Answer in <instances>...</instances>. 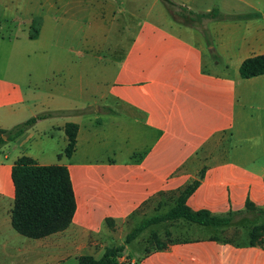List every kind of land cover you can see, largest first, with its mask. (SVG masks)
I'll use <instances>...</instances> for the list:
<instances>
[{
    "label": "crops",
    "instance_id": "crops-1",
    "mask_svg": "<svg viewBox=\"0 0 264 264\" xmlns=\"http://www.w3.org/2000/svg\"><path fill=\"white\" fill-rule=\"evenodd\" d=\"M161 1L168 6H157ZM172 1L0 0V19L9 22L0 25V63H6L0 66V80L13 83L0 88V128L40 112L67 110L37 119L0 148V205L8 202L10 216L11 168L22 154L40 164H65L76 201L72 221L63 230L39 238L16 230L0 234L1 252L13 255V264H78L82 254L99 257L111 245L106 238H112L142 203L182 187L201 169L198 185L186 198L192 209L223 214L243 208L246 199L264 206V73L239 74L244 58L264 54V0L242 1L251 8L243 12L249 13L241 17L244 24L234 18L199 17L213 8L239 14L231 0ZM171 10L197 16L201 23L176 18ZM124 14L129 23H113ZM34 18L39 19V32L32 38ZM112 30L119 38L125 34L123 43L113 40L108 33ZM207 30L215 36L214 45L206 40ZM61 32H74L87 47L123 46L121 54L105 59L102 77L95 66L97 56L88 49L93 68L87 76L79 72L65 87L61 68L52 85L47 71L31 75L27 52H20L19 45L45 46L49 40L57 45L68 34L61 39ZM40 55L34 61L49 66V58ZM18 59L25 60V67ZM218 65L232 72L218 70ZM67 121L78 124L69 156L63 154ZM223 133L231 142L228 156L209 149ZM213 156L216 159L207 160ZM105 218L114 224H106ZM129 261L264 264V246L236 245L204 235L134 252Z\"/></svg>",
    "mask_w": 264,
    "mask_h": 264
},
{
    "label": "trees",
    "instance_id": "trees-1",
    "mask_svg": "<svg viewBox=\"0 0 264 264\" xmlns=\"http://www.w3.org/2000/svg\"><path fill=\"white\" fill-rule=\"evenodd\" d=\"M166 1L173 3L172 0ZM248 16L249 13H224L218 8H213L210 11L199 14V17L217 19L246 18ZM38 32L39 19L34 18L30 25L29 36L33 38ZM263 73L264 54L247 56L239 65V74L241 77H251ZM55 112H67V110L40 112L10 128H0V148L8 140L14 139L26 128L31 126L37 119L50 116ZM77 130L78 124L76 122L67 121L64 124V131L68 139L63 150V154L66 156H69L75 148ZM58 155L60 156L61 154ZM202 175L203 169L200 170V177ZM11 177L14 184V198L10 210V223L14 230L27 237L39 238L68 227L72 221L76 201L70 174L65 164H40L33 157L22 154L12 164ZM198 183L199 178H194L176 190L167 191L174 195L173 205L165 213L146 218L128 231L125 234L124 243H128L134 239L149 224L160 220L183 219L189 223L218 227L229 223L233 216L239 214L258 217L264 212V206L256 205L250 199H246L243 208L229 210L223 214H216L205 208L192 209L186 203V198ZM104 222L110 225L114 224L112 218H105ZM153 238L155 245L146 249L145 252L165 248L172 241L186 240L185 238L166 241L160 239L157 235H154ZM211 239L230 242L236 245L248 244L264 246V220L253 224L249 228L247 241L220 239L216 235H212ZM124 243L105 246L103 253L99 257L92 254H82L78 256V264H124L119 259L121 256L120 253L125 247Z\"/></svg>",
    "mask_w": 264,
    "mask_h": 264
},
{
    "label": "rangeland",
    "instance_id": "rangeland-1",
    "mask_svg": "<svg viewBox=\"0 0 264 264\" xmlns=\"http://www.w3.org/2000/svg\"><path fill=\"white\" fill-rule=\"evenodd\" d=\"M242 1H259V0H231V4L235 7H237L236 11L239 14H243V12L250 11L251 8L247 6ZM261 5H263V1H260ZM145 6V5H144ZM157 6H162L163 8H166L168 6L165 1L159 2ZM156 6V7H157ZM136 8V7H135ZM173 8V7H170ZM2 6H0V13ZM172 15L179 19H186L187 21H191L192 23L200 24L201 19L197 16H190L187 13H176L175 10L170 11ZM231 13L232 12H227ZM2 18V16H0ZM231 20V19H229ZM234 21L238 24H244L247 21L241 17L234 18ZM130 19L128 15H122L120 18L115 19L113 23H129ZM112 23V24H113ZM4 24H9V22H5L0 19V25L1 28ZM110 24V23H108ZM4 29H8V25L4 26ZM53 33V32H52ZM63 33H68L67 36H65V39L60 40L57 42V45L53 44V40H49L50 42L47 43L45 46H35V45H28L25 46L24 44L19 45L20 49L19 51L24 53L27 52V67L29 71L31 72V75L37 72H49L51 78L50 81L52 85L55 84V81L58 79L59 75L57 74L58 69L63 70L65 78H66V84L65 87H70L71 83H73L74 78L77 77L78 73H82L83 76H87L88 71L92 70L93 63L91 60L90 68L88 64V58L90 56L89 50L92 52H95L97 59L95 61V66L97 70V74L104 77V74H102L100 71L105 70L104 62L106 58H110L111 60L116 59L121 54V48L123 46L119 47H108V46H97L96 48L93 47H87L84 46L83 43L78 39L77 36H74V32H61V39ZM99 33V32H98ZM110 36L115 39H120L119 44L123 43V40L125 38V34L122 35L120 38L114 30L108 32ZM179 33H183L179 31ZM243 34L248 33L243 31ZM58 34V32H57ZM54 37L56 36V32H54ZM207 39L210 40V44H215V36L214 34L207 30ZM59 36V34H58ZM52 37V36H51ZM60 39V38H59ZM89 49V50H88ZM2 52H6V49L1 48ZM41 54V55H40ZM37 55L44 56L43 58H49L50 65L44 66L41 62L37 63L34 61V57ZM207 60H209L210 55L209 51L206 52ZM217 58V57H216ZM19 60V59H18ZM94 61V60H93ZM25 60H19V63L22 64V66L25 67ZM6 63L1 62L0 66H4ZM109 63H107L106 67H108ZM110 69V67L108 68ZM218 70L224 71L225 73H231V68H222L221 65L217 66ZM7 70V69H6ZM54 71V72H53ZM53 72V73H51ZM111 71H108V74ZM107 78V75L105 76ZM13 86V83H9L7 81L0 80V88H9ZM101 86H104V83L101 84ZM234 143H237V140L235 138L232 139ZM230 139L227 137L226 133H223L221 135L216 136L209 144L211 146V153L220 152L222 156H228L227 150L230 145ZM250 142L248 141L247 144ZM226 150V151H225ZM215 157V158H214ZM216 159V156L209 157L207 160ZM174 203V195L171 192H162L159 193L148 200H146L144 203H142L128 218L125 224L119 226L115 229V232L111 238V236L107 237L106 239L111 243V245H119L124 243V237L125 234L133 229L136 225L141 223L146 218L155 216V215H161L165 213ZM9 204L8 202L2 200L0 205V234H7L8 232H16L11 224H10V218H9ZM264 220V212L258 216H248L246 214H239L232 217V220L227 223L220 225L218 227H214L212 225H204V226H198L194 225L195 223H189L183 219L178 220H171V219H165L160 220L155 223L149 224L145 229H143L134 239L130 240L128 243H124L125 247L123 251L120 253L121 256L123 255V258L121 261L124 264H131L129 261V258L134 255V252H140L145 251L146 249L153 247L155 245V240L153 238L154 235H157L162 240H174V239H187V238H194L204 235H216L220 239H228L233 241H247V233L249 228L258 222H261ZM154 234V235H153ZM4 239L3 236H1L0 239V264H13V258L15 257L13 255H5L2 254V246L1 243H3ZM120 256V257H121ZM119 257V259H120Z\"/></svg>",
    "mask_w": 264,
    "mask_h": 264
},
{
    "label": "water",
    "instance_id": "water-1",
    "mask_svg": "<svg viewBox=\"0 0 264 264\" xmlns=\"http://www.w3.org/2000/svg\"><path fill=\"white\" fill-rule=\"evenodd\" d=\"M200 177V175L199 174H197V178H199Z\"/></svg>",
    "mask_w": 264,
    "mask_h": 264
}]
</instances>
